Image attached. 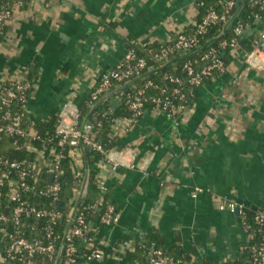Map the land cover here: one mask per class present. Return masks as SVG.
I'll return each mask as SVG.
<instances>
[{
    "label": "crops",
    "instance_id": "crops-1",
    "mask_svg": "<svg viewBox=\"0 0 264 264\" xmlns=\"http://www.w3.org/2000/svg\"><path fill=\"white\" fill-rule=\"evenodd\" d=\"M4 1L13 11L0 39V89L22 70L34 75L25 108L29 133L61 108L86 101L130 40H170L197 15L195 0H0V6ZM261 48L254 60H264V42ZM245 54L239 48L224 74L194 90L179 122L146 107L117 147L138 150L136 167L98 162L103 193L110 192L118 213L87 244L103 258L84 264H126L127 253L153 231L165 249L180 244L200 264L243 255L247 232L226 205L264 208V68ZM85 150L69 152L72 168L84 170ZM113 245L115 253H107Z\"/></svg>",
    "mask_w": 264,
    "mask_h": 264
},
{
    "label": "built area",
    "instance_id": "built-area-1",
    "mask_svg": "<svg viewBox=\"0 0 264 264\" xmlns=\"http://www.w3.org/2000/svg\"><path fill=\"white\" fill-rule=\"evenodd\" d=\"M248 1L251 7L264 12V0ZM234 5L235 0H225L221 11L214 8L207 9L200 23L196 24L195 21L192 23L196 26L192 34H185V29L175 32L173 37L175 38L174 44H170L173 38L170 40H158L157 42L160 43V49L157 54L158 61L164 62L177 52L187 53L191 51L198 44L197 36L204 34L210 25L220 24L221 29L219 33H222L227 25L237 18L231 14ZM12 11L8 3L0 8V39L11 19ZM255 18V23H257L260 17L256 14ZM245 28L242 24H237L234 27V32L238 36H241ZM153 42L155 41L143 39L130 40V44L136 46H145ZM263 42L264 30L260 32L258 39L253 41V48L244 55L245 61L254 67L264 68V60H254L255 58L253 57L263 52L261 48ZM219 47L222 50H228L233 57L240 48L239 40L236 37H233L230 41L223 40L219 43ZM199 60L202 63L199 67L194 66L191 61L184 62L182 69L186 73L185 78L168 73L163 75L165 80L174 85L169 93L166 87H160L161 96L147 95L146 90L155 85L152 81H146L134 93L127 94L123 88L127 87L131 81L143 76V70L147 66L145 58L136 56L133 50L128 48L118 64L98 76L89 92V102L91 104L97 101H109L107 99H110L111 103H124L130 113L127 117H117L110 120L109 138L113 139L122 135L129 125L135 123L143 115L149 104L158 108L168 117L173 118L175 122L182 120V115L187 109L191 92L205 85V78L212 77L215 73L221 74L225 72V64L221 59L218 49H209L200 56ZM7 82H9L10 86H6ZM7 82L0 89V108L3 109V113L0 116V139L12 136L28 137L31 140H39L41 145L39 147L31 144L27 145V149L34 155L33 159L29 162H9L0 154V164H4L6 169L5 172L0 173V181L11 173L7 185L9 187L8 198L10 202H13L10 216L7 213L0 215V220L3 222V225L0 227V239L3 242V258L6 264H34V258L38 255L55 261V258L61 256V251H63L64 263H74L77 252L76 241L81 239L85 243V246L89 243L85 241L84 235L88 234L91 224L86 223L82 213L78 215H75L74 211L68 213V227L63 235L65 245L57 250L56 241L52 238L51 226L63 215V211L57 210L53 205L58 200L61 191L62 179L65 173L62 166L63 162L67 160L68 154L72 150L89 146L90 149L99 152L111 164L113 169L119 167L134 168L137 166L134 159L137 156L138 150L131 146L105 149L101 143L92 137L91 133L96 129L92 123L79 124L76 104L72 107L66 106L59 110L57 114L58 122L54 133L51 135L40 137L35 133H29L23 125L21 116L14 113L11 107L13 101L18 100L21 103L22 109L25 110L29 102L26 90L32 88V85L27 81L24 70L21 71L18 78ZM109 111H112V109L110 108ZM95 121L97 122L98 120L96 119ZM95 125L99 126V123L97 122ZM66 149L67 151L65 152ZM146 163L147 160L142 163L141 168ZM40 165L44 173L48 175L49 182L41 188H35L33 184L29 183V179L33 178L34 181L37 180L36 176ZM72 172L75 179L80 182V188L74 193V197L81 199L85 189L86 171L72 168ZM50 176H52V179H50ZM98 188L101 192L104 191L99 180ZM197 192H199V189L195 190L194 196H196ZM30 193L46 197L49 205L40 206L34 203H27L23 196ZM100 203L101 201L98 202V204ZM226 207L230 212L238 211L240 221L247 232L248 225H246L243 217L248 208L236 202H230ZM91 208V206H88V209ZM255 211L257 213L254 217L255 221L259 225L264 224V208ZM113 212L114 206L108 205L100 218V222L104 225L112 224L117 218V215H114ZM23 216L46 220V225L43 228L45 233L44 238L30 239L24 236L20 228V221ZM250 238L251 235L247 232L246 242ZM88 248L89 251H85L82 256L84 263L103 258L102 251L92 248V246ZM249 253L252 263L264 264V236L260 242L249 246ZM147 257L148 264L178 263L171 256L164 254L161 249L152 246L147 251Z\"/></svg>",
    "mask_w": 264,
    "mask_h": 264
},
{
    "label": "trees",
    "instance_id": "trees-1",
    "mask_svg": "<svg viewBox=\"0 0 264 264\" xmlns=\"http://www.w3.org/2000/svg\"><path fill=\"white\" fill-rule=\"evenodd\" d=\"M225 0H196L194 1L195 7L197 9V15L195 17V23L198 24L201 21L202 16L205 14L207 9L214 8L218 11L223 9V3ZM7 1L2 2V6L6 4ZM222 2V3H221ZM7 3H10L7 2ZM0 6V7H2ZM231 14L237 17V21L234 25L225 29L222 33H219L221 29L220 24L210 25L206 32L198 37V44L191 51L187 53L177 52L174 53L170 58L166 61H158L157 54L160 49V43L155 41L152 44L145 46H136L129 43V49H132L136 56L143 57L146 60L147 66L143 70V76L140 78L131 81L127 85V94H132L140 87L144 85L146 81H152L155 85L154 87H150L146 90L147 95L152 96H161L160 87H166L168 93L173 88V84L163 78L165 73L173 74L181 78L186 77L185 71L182 69V65L186 61H191L194 66H201L200 56L208 51L211 48L218 49L221 59L225 64V72L227 68L232 62L233 57L230 55L228 50H222L219 47V43L223 40L230 41L233 37L238 38L239 47L243 49L245 53H248L253 48V41L259 36V33L264 30V25L259 29V31L253 35L252 37L246 38L240 42L242 36H238L234 32V27L237 24H242L245 27L255 28L257 23H255V15L257 14L260 19L264 18V12L259 11L255 7H251L248 0H241L239 6H233L231 10ZM112 26V25H111ZM196 29L194 24H190L185 27V34H192ZM175 38L170 41V44H174ZM224 72V73H225ZM224 73H215L212 77H207L204 79L205 85L211 84L213 79H216L220 75ZM34 75L29 74L27 81L31 85L34 83ZM7 82L6 86H10ZM32 88L26 90L27 98H30ZM194 98V91L189 95L188 103L191 104ZM105 103V104H104ZM110 103L108 101H97L94 103L89 102V98L86 101L77 105L78 108V122L80 125L86 124L88 121L92 123L96 127L95 130L92 131V137L94 140L98 141L103 145L105 149L117 148L118 142L120 140V136H117L113 139H110L108 134L110 133V120L117 117H127L129 116V111L124 103L118 104V106L109 111ZM151 104L147 105L150 107ZM14 113H17L21 116L23 125L26 127L27 123V113L22 109L21 103L18 100L13 101V105L11 107ZM3 113V109L0 108V116ZM98 120L99 126L95 125ZM58 122V117H51L47 122H39L34 124L35 134L40 137H45L54 133L56 125ZM34 145L39 147L41 144L39 140H31L28 137H3L0 139V154L4 159H7L9 162L18 161V162H29L33 159L34 155L27 149V145ZM123 148V147H122ZM67 149L65 150V152ZM102 155L94 149L85 150L84 152V166L83 169L86 171V183L84 194L82 198L78 200V198L74 197V193L80 188V182L75 179L72 167L68 160L64 161L62 166L65 171L61 191L58 200L53 204L57 210L63 211V215L61 218L57 219L55 224L51 226L52 238L56 241L57 250L60 247L65 245L63 235L68 227V213L74 211L75 215L80 213L83 214L84 219L87 224L91 223V228L87 235H84L85 241L88 243H93V237L96 232V228L102 225L100 222L101 216L104 214L108 205L114 206V215H117L118 209L113 201H111V194L109 191L105 193L101 192L98 188V173L99 167L98 162L101 161ZM42 165V164H41ZM39 166L37 171V180L34 181L33 178L29 179V183L33 184L35 188H41L45 184L49 182L48 175H46L43 171L42 166ZM4 164H0V173L5 172ZM11 174V173H10ZM8 177H4L0 181V215H4L7 213L9 216L11 215L13 202H10L8 198L9 187L7 182L11 175ZM29 204H36L40 206H48L49 201L46 197L33 195V193L25 194L23 196ZM82 201L84 203L82 204ZM101 201L100 204L98 202ZM88 206H91V209H88ZM77 208V209H75ZM75 209V210H74ZM256 211L248 210L244 214V221L246 225H248L247 232L251 235L250 240L245 243H242V251L243 255L237 260H228L225 264H254L251 262V257L249 253V246L254 243H258L262 240L264 236V224L259 225L254 217L256 215ZM97 218H96V217ZM20 228L27 238H44L45 233L43 231L44 226L46 225L45 219H38L34 217H25L23 216L20 221ZM3 225V222L0 220V227ZM145 241L144 245L139 243L133 252H128L125 257L126 264H148L147 251L149 247L159 248L164 254L171 256L174 260H176L177 264H200L198 262L192 261L189 256V252L185 251L180 244H174L170 248L165 249L162 246V238L161 236L153 231L151 234L147 235L143 239ZM91 243V244H92ZM81 239L76 241L77 252L75 255V262L71 264H84L82 256L85 251H89L88 246L84 245ZM114 246L108 249L107 253H115ZM92 248H94L92 246ZM62 259L61 264L64 263L63 253L58 258H55V261L49 260L47 257L38 255L34 258V264H59V260ZM132 259V260H131ZM131 260V261H129ZM201 264H213L212 260H204Z\"/></svg>",
    "mask_w": 264,
    "mask_h": 264
},
{
    "label": "water",
    "instance_id": "water-1",
    "mask_svg": "<svg viewBox=\"0 0 264 264\" xmlns=\"http://www.w3.org/2000/svg\"><path fill=\"white\" fill-rule=\"evenodd\" d=\"M240 3H241V0H236V6H239ZM236 21H237V18H235L230 24H228L226 28L227 29L231 28ZM263 25H264V18L257 21V25L255 28H251V27L245 28L241 34L242 38H241L240 42L246 38H249V37H252L253 35H255ZM123 89L126 91L127 87H124ZM110 106H111L112 110H114L118 106V104L113 102L110 104ZM85 149L88 150V149H90V147L86 146ZM50 179H52V176H50ZM78 200H80V199H78ZM83 203H84V201H82V204ZM235 213H238V211L235 210ZM0 247L3 249V242L0 243ZM62 253H63V251H61V254ZM61 263H62V259L59 260V264H61Z\"/></svg>",
    "mask_w": 264,
    "mask_h": 264
}]
</instances>
